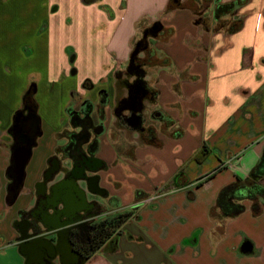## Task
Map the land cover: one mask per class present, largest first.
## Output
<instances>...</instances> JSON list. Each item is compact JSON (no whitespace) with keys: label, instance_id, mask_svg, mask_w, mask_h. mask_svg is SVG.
<instances>
[{"label":"crops","instance_id":"0c3cea01","mask_svg":"<svg viewBox=\"0 0 264 264\" xmlns=\"http://www.w3.org/2000/svg\"><path fill=\"white\" fill-rule=\"evenodd\" d=\"M169 1L0 0V143L9 142L11 117L31 85L40 136H48L38 153L39 144L32 148L25 171L33 157L37 168L25 172L12 203L6 191L9 154L0 146V248L9 252L4 264H44L33 248L18 246L17 225L20 214L35 205L56 135L68 128L64 111L70 93L91 101L101 91L114 97L115 74L128 64L136 31L141 35L156 21L173 30L166 42L154 38L152 46L166 65L154 89L158 112L170 126L156 136L159 146L146 142L131 156L117 158L105 138V122L95 155L104 167L97 173L98 186L107 193L97 202L103 207L99 218L133 211L79 264H264V203L255 217L250 202H243L245 212L227 221L218 236L209 215L219 190L237 178L248 179L264 154V0H178L181 7L168 10ZM66 2L75 4L74 13L70 5L63 11ZM216 2L241 5L224 18L242 19L238 32L214 30ZM83 59L103 72L73 82L75 64ZM85 80L92 90L82 89ZM105 146L109 154L103 153ZM203 146L210 154L193 161ZM136 190L162 197L143 205L146 197L137 199ZM69 259L54 264L76 263Z\"/></svg>","mask_w":264,"mask_h":264},{"label":"flooded vegetation","instance_id":"af4514ba","mask_svg":"<svg viewBox=\"0 0 264 264\" xmlns=\"http://www.w3.org/2000/svg\"><path fill=\"white\" fill-rule=\"evenodd\" d=\"M88 81L91 83V86L89 88H84V82L82 83V89L85 91H90L94 87L93 83L90 80ZM31 86L29 87L28 91L24 94L21 106L19 110H17L18 114L16 116V124L14 126L15 136L11 137L7 133V130L12 124L11 120L10 126L6 130V136L8 137L9 142L7 144H0V146L4 147L8 151L9 158L11 150L14 147L23 145V140L28 136V128L31 130H35V134L30 145L31 150L33 147L36 146V139L40 136L39 120L37 118V103L33 100L35 88H31ZM124 96V99H126L124 100V103L126 102L125 107L119 108V111L123 110L122 115H124V117H121L120 121H123L124 123L128 124V129H123L142 135L144 133H148L149 130H145L143 126L145 123V117L143 115L144 101L147 100L148 93L146 94L145 90L143 91L141 88L138 87L136 89H130L128 93H125ZM114 97L115 101L112 109L113 116L115 115L114 108L117 101L116 87ZM105 101L108 102V94L106 91H101L95 101H91L88 98H83L75 91H72L70 93V102L66 108H68L71 116L79 115L81 118H83L85 125L82 126L79 131L77 130L79 132V135L76 138H74L70 142L64 139L60 146H56L52 156L48 159L46 168L42 174L41 180L39 181V183L46 182L47 191L44 194H41V187L36 189L34 207L30 211L23 212L20 214L19 223L17 225L20 231V237L24 236L27 233L24 231L25 227L29 228L28 233L30 234L35 233L36 235H39L42 232L41 221L43 220V213L51 208L53 202V186L55 187L60 184L66 185L72 181H77L83 189H86L88 185L92 186V178L98 176L97 173L104 169L101 162L95 163L93 161L95 159V155L89 152L87 144L85 145L84 141L87 139L88 136H90V141L93 140V138L95 137L97 133V121L99 119L100 111L103 109L105 111L104 115L106 122L107 108L103 107ZM66 108L64 111L65 114ZM66 117L68 121V129H70L69 131H71L68 116L66 115ZM150 118L153 121L158 122L162 120V115L158 111H155L150 114ZM34 141L35 144L32 147ZM9 167L10 164L8 165V168L6 170V176H9ZM94 168H96L97 170L92 171ZM10 183L11 180L9 182L7 180V186ZM65 190H67L66 187ZM106 196V191H104V194L102 196L93 195V197H95V200L90 202L91 206H86L81 213H75L72 216L73 219H77L80 217L82 218L86 216H96L94 219L81 226L80 234L76 235L75 232L70 233L69 239L71 247V260L75 261V264H79L87 256L91 236L95 231V225L100 221L99 214L103 210V207L100 206V204H98L97 202H100L103 199L105 200ZM64 208V210L70 212V208H68L67 206H65ZM69 219H71V216H69ZM65 220L67 219H62V221ZM49 239L53 241L54 237H49ZM40 242L45 245L44 264H54L57 259L61 262L66 263L64 258L60 255V249H52L49 244L45 241Z\"/></svg>","mask_w":264,"mask_h":264},{"label":"trees","instance_id":"16d2710c","mask_svg":"<svg viewBox=\"0 0 264 264\" xmlns=\"http://www.w3.org/2000/svg\"><path fill=\"white\" fill-rule=\"evenodd\" d=\"M97 0H82L84 4H91L96 2ZM241 6L238 2L233 3H225L221 4L216 2L212 17L214 20V30L215 31H223L227 34H233L238 32L242 27V19L235 20H227L224 19L227 15L231 14L236 7ZM181 7L178 0H170L168 3V10L175 9ZM167 34L168 38L172 36V29H165L160 22L156 21L152 23L149 27L143 28L142 33L139 38L133 43V48L131 52L130 59L126 68L123 71L117 72L115 74V87H122L125 90V93H128L130 89L141 88L143 91L147 93H151V97L155 99L157 92L152 91L146 80V70L145 64L143 63L140 55L148 50V39H154L162 36L163 34ZM166 66L164 61L160 62L159 67ZM84 88H89L91 83L87 80L83 83ZM33 88V86H31ZM33 91V90H32ZM123 98V99H122ZM125 96L117 97L116 105L114 108V116L118 126L121 128L128 129V124L120 121L123 110L119 111V108L125 107L126 102L124 103ZM107 106V101L104 102L103 107ZM104 109L100 111L99 119L97 121V133L93 140L90 141V136L84 141V144H87L88 150L91 154L96 155L99 150V137L104 134L105 127V113ZM18 111H16L12 118V124L7 130V133L14 137V126L16 124V116ZM66 115L68 116L69 125L71 131H63L56 135V139L64 138L69 142L76 138L79 135V129L85 125L84 119L79 115L71 116L68 108H66ZM163 119V116H162ZM89 120V119H88ZM90 123V121H89ZM88 123V124H89ZM96 123V122H95ZM78 130V131H77ZM77 131V132H76ZM151 135L149 137V142L152 144H156L159 146V141L156 138V135L153 131H150ZM1 144V143H0ZM35 141L32 144L34 146ZM69 145V143H68ZM210 151L203 146L193 157L192 160L196 162H202L208 155ZM213 175V174H212ZM212 175H209L202 179L198 184H202L207 181ZM264 178V158L262 157L257 165L252 169L250 173V177L246 180H241L237 178V180L233 183H230L224 187H222L217 193L214 208L210 210V219L214 223L213 233L214 236H218L223 234L227 221H230L239 215L243 214L246 210L243 202H250V212L253 216L257 217L261 214L262 211V203H264V183L261 184L260 181ZM8 182L11 180L9 176H7ZM134 196L137 199H144L147 196L143 195V193L139 190L134 192ZM145 196V197H144ZM133 211V210H132ZM132 211L116 213L114 215L108 216L103 220H100L95 225V231L91 236L90 244H89V252H94L98 248H100L106 240L112 237L115 233L116 229L128 220L131 217ZM221 238V237H220ZM219 238V239H220ZM218 239V240H219Z\"/></svg>","mask_w":264,"mask_h":264},{"label":"water","instance_id":"95a60500","mask_svg":"<svg viewBox=\"0 0 264 264\" xmlns=\"http://www.w3.org/2000/svg\"><path fill=\"white\" fill-rule=\"evenodd\" d=\"M27 134V138L23 140V145L14 147L10 153V167L8 174L11 178V183L6 189L7 201L9 203H12L16 199L24 181L25 168L30 158V145L35 130L28 128ZM93 161L95 163H100L96 158ZM96 170L97 169L94 168L92 171ZM92 180V186L88 185L86 189H83L77 181H72L66 185L60 184L55 187L53 186V202L51 208L43 213V220L41 221L42 232L39 235H36L35 233L30 234L28 233L29 228L25 227L24 231L27 233L19 238L20 243L18 246L20 248L31 246L35 251V255L41 261L45 257V245L40 241H45L52 249H60V255L64 260L70 261V233L75 232L76 235L80 234L81 226L96 217L86 216L73 219L72 216L75 213H81L86 206H91V203L88 202L87 194L98 196L104 194V190L98 186L99 177H93ZM39 187H41V194H44L47 191L46 182L38 183L36 189ZM65 187L67 190H65ZM65 206L70 208V212L64 210ZM69 216H71V219H69ZM63 218H66L67 220L62 221ZM49 237H54L53 241L50 240Z\"/></svg>","mask_w":264,"mask_h":264},{"label":"rangeland","instance_id":"374dc122","mask_svg":"<svg viewBox=\"0 0 264 264\" xmlns=\"http://www.w3.org/2000/svg\"><path fill=\"white\" fill-rule=\"evenodd\" d=\"M66 5H70L71 6V13H74L73 12L74 9L72 6H74L75 4L72 5L71 3L66 2L63 5V11L68 8V7H66ZM104 9H105V7H104ZM114 11L118 12L117 9ZM114 11H113V13L117 14ZM132 32H133V29L131 31V34H132ZM139 36H140L139 32L136 31L133 38L137 39V38H139ZM167 39H168V36L165 33L162 36L157 37V40H162V42H166ZM155 40L154 39H148V41H149L148 47L149 48L146 52H144L140 55V58L142 59L143 63L145 64L147 84L152 91L155 90L154 84H155L156 77H157L159 69H160L159 64H160V62L163 61V58L160 55L155 56V54L153 53L152 46L155 43ZM75 67H76L78 73H77V75L72 76L71 80L73 82L81 80L82 78H83V80L85 78H92L93 79V78L97 77L98 74L103 72V70L94 68L92 63L86 59H83L81 61H77L75 64ZM125 68H126V65L121 66V69H125ZM116 94H117V97L124 96L125 90L122 87H118V88H116ZM40 95H44V93H41ZM114 96H115V94H114ZM151 96H152L151 93H148V98L146 101H144V110H143V115L145 117V123L143 126H144V129L145 130L148 129L149 132L144 133L142 135V134H137V133L127 131V130H125V129H123L117 125L116 120L114 119V116L112 113L113 102L115 101V97L108 94V102H107V106H106V108H107L106 128L108 130V134L105 136V138L113 144L112 147L116 150L117 158H121L124 156H131L134 147L142 146L143 143L149 142V140H150L149 137L151 135L150 131H153V133L157 137H158L159 132H167V128H168V126H170L169 124H167L163 120L157 122V121H153L150 118L151 113H153L155 111H159L155 99L152 98ZM36 103L38 105V102H36ZM20 106H19V108H20ZM17 110H19V109H16V111ZM12 117H13V115H12ZM12 117H11V120H12ZM66 120H64V121H66ZM66 123L68 125V121H66ZM175 129H176V127L172 126V128H170L169 130L174 131ZM67 130L69 131L70 129H68L66 127V129H62L61 132L67 131ZM40 133L42 134V131ZM39 138L36 139V144H39V148H37L35 150V153H36V151L38 153V149H40V147H43L44 145H46V143L48 142L47 133H45L43 135V137H41L40 139ZM63 141H64V138L56 139V146H60ZM107 149H109V147L105 146V149H103V153L109 154L110 150H107ZM101 152H102V146H101ZM31 161L32 162H30L31 164L28 166V169H27V172L29 174L31 173V171H34V169L37 168V165H38V164L34 163V157H33V160H31ZM3 250L4 249L0 248V263L1 264H4L3 256L5 254L9 253L8 251H5V250L3 251Z\"/></svg>","mask_w":264,"mask_h":264},{"label":"built area","instance_id":"2783aa9c","mask_svg":"<svg viewBox=\"0 0 264 264\" xmlns=\"http://www.w3.org/2000/svg\"><path fill=\"white\" fill-rule=\"evenodd\" d=\"M160 197H162V195L158 192V193H155L151 196H148L147 198H145L143 201H142V204L143 205H147V204H151L153 202H156L158 199H160Z\"/></svg>","mask_w":264,"mask_h":264}]
</instances>
